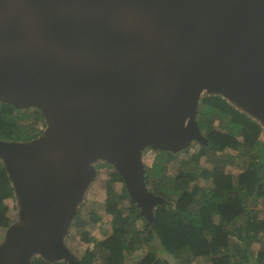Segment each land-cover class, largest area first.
Segmentation results:
<instances>
[{
    "label": "water",
    "instance_id": "water-1",
    "mask_svg": "<svg viewBox=\"0 0 264 264\" xmlns=\"http://www.w3.org/2000/svg\"><path fill=\"white\" fill-rule=\"evenodd\" d=\"M220 94L264 127V0H0V101L37 107L43 134L0 140L21 218L0 264L75 258L64 237L101 158L152 218L142 149L207 142Z\"/></svg>",
    "mask_w": 264,
    "mask_h": 264
},
{
    "label": "trees",
    "instance_id": "trees-1",
    "mask_svg": "<svg viewBox=\"0 0 264 264\" xmlns=\"http://www.w3.org/2000/svg\"><path fill=\"white\" fill-rule=\"evenodd\" d=\"M197 119L207 139L204 144L192 142L198 143L197 151L189 154L192 144L179 151L157 150L152 165H145L146 185L162 199L154 207V219H148L132 200L121 173L115 169L107 178L104 202V210L112 215L111 232L106 239L95 240L86 229L90 223L80 218L77 210L71 228H80L81 239L93 242V248H87L80 259L74 257V263L192 264L201 258L210 264H264V214L258 215L251 205L264 201V128L220 94L202 96ZM46 127V117L39 108L0 101L1 141L29 143ZM182 152L187 155L170 175L166 162ZM203 158L210 166L201 165ZM230 164L240 168L237 176L226 170ZM110 167L114 166L100 162L97 170ZM117 182L123 184L120 193L114 187ZM14 198L9 170L0 162V232L12 224L7 199ZM93 217L94 222L101 220L100 216ZM139 222L145 225L140 227ZM155 241L159 246L152 244ZM255 242L260 244L258 252L252 251ZM157 248L171 257L157 254ZM143 249L139 261L129 259ZM30 264L69 263L38 257Z\"/></svg>",
    "mask_w": 264,
    "mask_h": 264
},
{
    "label": "rangeland",
    "instance_id": "rangeland-1",
    "mask_svg": "<svg viewBox=\"0 0 264 264\" xmlns=\"http://www.w3.org/2000/svg\"><path fill=\"white\" fill-rule=\"evenodd\" d=\"M255 119V118H254ZM217 124V122H216ZM218 125V124H217ZM264 128V127H263ZM261 139L264 140V132L261 135ZM198 143L195 142L191 145L190 153L198 150ZM233 152L234 151H230ZM236 153V152H235ZM157 155V150L147 146L142 149V160L144 165L150 166L152 165L155 157ZM187 154L185 152L179 153L175 158H171L167 164L168 173L170 175H173L176 173L177 169L180 166L181 159ZM226 155V153H225ZM224 155V156H225ZM105 161L104 159L98 158L93 160L92 165L97 169H99V163ZM0 162L3 164L5 163L4 157L0 155ZM201 165L204 166V164L210 166L208 160L206 161V158H203L201 160ZM116 168L110 167L102 172L99 170H96V175L92 182L87 186L86 190L84 191L83 200L81 202H78L77 204V210L80 212V218H82L85 222L90 223L86 229L90 230L91 236L94 237L97 241H102L106 239L111 232V218L112 215L107 213L104 210V202L107 197V191H106V182L107 178L114 172ZM226 170L233 174L234 176H237L240 173V168L237 164H230L226 166ZM115 190L117 193H120L123 189L122 182H117L114 184ZM148 191L150 192V188L148 187ZM152 193V192H151ZM14 199H7V202L10 207V214L12 217V224L9 225L6 228L2 227V230L0 232V248L3 244L7 242L8 239V232L10 230L11 226L19 225V226H25L29 224L32 221V218H30L28 221H25L21 218V202L19 196H17L15 192ZM128 200L125 201L127 204ZM253 208H255L258 212V215L262 216L264 214V201L259 200L257 202H254L251 204ZM100 216L101 220L94 222L93 216ZM150 220L154 219V213L152 214V218H148ZM75 218L72 220L74 222ZM140 227L145 225V222H139L138 223ZM81 229L78 227L68 228L67 233L64 237V242L66 246L69 248V250L72 252L73 255H75L77 258H81L86 251L87 248H93V242H86L81 239ZM153 245H158V241H155V243H152ZM159 246V245H158ZM260 248V244L258 242H255L252 246L253 252H258ZM146 249L139 250L136 253H132L129 257L131 261H139V257H141ZM157 254L166 255L168 257H171L169 254H165L163 251L159 250V248L156 249ZM164 253V254H163ZM97 262V261H96ZM94 262L93 264H97ZM68 263V262H66ZM76 264V263H72ZM192 264H210L208 261L198 258L194 259L192 261Z\"/></svg>",
    "mask_w": 264,
    "mask_h": 264
},
{
    "label": "clouds",
    "instance_id": "clouds-1",
    "mask_svg": "<svg viewBox=\"0 0 264 264\" xmlns=\"http://www.w3.org/2000/svg\"><path fill=\"white\" fill-rule=\"evenodd\" d=\"M152 148V147H151ZM103 162H106V161H103ZM148 187V186H147ZM151 193V192H150ZM153 210H154V208H153ZM142 211H143V208H142ZM70 228H71V226H70ZM65 243V242H64ZM66 245V244H65ZM71 252V251H70ZM72 253V252H71ZM73 255V254H72ZM74 257H76L75 255H73ZM38 257H40V256H33L32 257V259H31V261L34 259V258H38ZM40 258H42V257H40ZM43 259V258H42ZM45 260V259H44ZM46 261H48V260H46ZM55 261H62V262H68L69 264H72V263H70V261H68V260H66L65 258H60V259H57V260H55ZM49 262H54V261H49ZM31 263V262H30Z\"/></svg>",
    "mask_w": 264,
    "mask_h": 264
}]
</instances>
